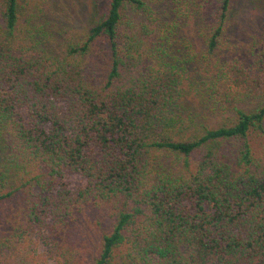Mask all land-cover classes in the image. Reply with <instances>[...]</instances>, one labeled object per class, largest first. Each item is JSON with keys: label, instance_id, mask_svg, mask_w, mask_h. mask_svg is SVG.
<instances>
[{"label": "trees", "instance_id": "obj_1", "mask_svg": "<svg viewBox=\"0 0 264 264\" xmlns=\"http://www.w3.org/2000/svg\"><path fill=\"white\" fill-rule=\"evenodd\" d=\"M18 1L0 0V264H264V42L235 50L234 1L109 0L60 55L15 42ZM98 41L101 79L81 61ZM88 211L110 223L93 249Z\"/></svg>", "mask_w": 264, "mask_h": 264}, {"label": "rangeland", "instance_id": "obj_2", "mask_svg": "<svg viewBox=\"0 0 264 264\" xmlns=\"http://www.w3.org/2000/svg\"><path fill=\"white\" fill-rule=\"evenodd\" d=\"M233 1L227 21L226 34L229 41L235 45L236 51H247L246 46L254 43L260 48L264 42V0ZM108 2L109 0H19L20 24L16 26L13 38L19 46H29L39 41L60 55L66 51L67 46L85 37L90 26L105 14ZM187 29L185 27V31ZM188 31L194 33L197 44L201 42L196 30ZM195 48L199 57L190 70L192 84L188 85L185 94L188 97L183 102L184 109L192 113L200 112L202 96H205L204 89L194 82L199 79L206 80L212 71L211 63L207 64L205 57H209L208 61H214V56L205 54L202 43ZM81 61L90 76L101 79L106 74L108 46L104 41L96 42L90 52L82 56ZM194 84L197 88H194ZM251 138L254 153L264 155V134L259 132ZM4 168L0 167V172ZM67 179L70 186L80 183L78 175H69ZM6 206L5 202H1L0 216L8 209ZM109 227V220L105 216L88 211L81 215L73 234L80 243L85 241L93 249L100 235ZM49 264L54 262L50 261Z\"/></svg>", "mask_w": 264, "mask_h": 264}]
</instances>
